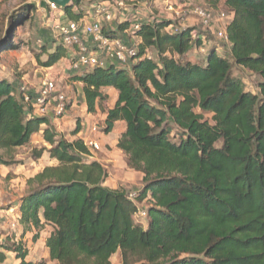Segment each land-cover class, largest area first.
I'll return each instance as SVG.
<instances>
[{"label":"trees","instance_id":"1","mask_svg":"<svg viewBox=\"0 0 264 264\" xmlns=\"http://www.w3.org/2000/svg\"><path fill=\"white\" fill-rule=\"evenodd\" d=\"M211 1L232 15L223 56L209 48L204 62L189 60L206 42L162 19L139 22L132 33L137 43L128 45L119 39L131 27L124 21L102 33L134 48L127 64L108 61L82 75L70 73L87 113L109 100L104 89L116 93L103 133L124 124L116 147L142 176L133 197L104 186L106 171L89 159L84 142L64 140L51 118L24 103L22 87L0 79V151L8 156L41 133L48 148L35 150V158L46 152L57 163L27 182L16 212L22 234L19 241L0 242V264L8 255L11 264H44L28 260L21 239L33 233L36 241L46 227L44 246L56 264H111L117 253L121 264H264V0ZM81 3L59 10L77 21ZM34 12L23 6L10 18V30L27 15L23 22L33 28ZM12 31L0 50L16 48ZM47 50L52 46L43 52L45 68L68 57L61 44ZM232 63L261 79L257 94L233 77ZM79 132L76 127L72 135ZM11 163L0 155V164ZM139 211H145V226L134 221Z\"/></svg>","mask_w":264,"mask_h":264},{"label":"rangeland","instance_id":"2","mask_svg":"<svg viewBox=\"0 0 264 264\" xmlns=\"http://www.w3.org/2000/svg\"><path fill=\"white\" fill-rule=\"evenodd\" d=\"M46 3V0H0V41L12 31L10 30V18L18 10L27 4L36 10L33 28L29 29L28 21L22 22L18 27L15 25V29L12 31L13 35L9 39L11 44L16 45V48L9 51L0 50V79L12 81L17 89L23 87L33 94L39 90L40 84L45 78L56 80L58 91L65 97L66 109L62 116H57L54 102L47 107L45 116L52 119L55 131L69 142L75 139L82 140L84 143L91 140L101 146L100 152L89 149L91 156L89 159L99 161L105 169L104 186L112 190L125 189L129 195H133L142 188V176L128 168L126 157L115 145L124 131V124L118 123L109 135L103 133V117L112 107L115 99L113 90L109 91V100L102 103L100 108L94 113H87L82 95L77 96L79 95L77 83L71 82L69 78L70 73L66 61L61 60L49 68L42 66L47 60V55L43 52L51 46L53 50L57 44H61L53 26L68 21L62 11H52L47 8ZM197 8L205 9L210 15L208 27L203 26L194 14ZM78 11L81 12L83 20L99 19L103 29H114L116 24L124 21L133 24L162 19L171 21L175 30H193V39L200 36L206 42L205 46L191 50L187 58L193 62H204L206 51L209 48H213L219 56H223L230 49V46L217 36L232 17L222 2L213 4L211 0H82ZM104 11L111 14V21H105ZM222 14L226 18H222ZM119 39L132 46L137 43V40L132 41V33L129 29L122 33ZM52 50L47 51L51 52ZM148 56L156 59L155 51L150 49ZM231 73L233 77L242 82L246 91L258 93L257 86L261 79L257 75L233 63ZM203 117L204 120L210 121L209 114H203ZM76 127L80 129V133L73 136L72 132ZM93 128L96 130L93 131ZM216 146H220V144L218 143ZM42 148L47 149L48 146L35 136L33 142L27 147L16 149L8 156L0 151L4 160L12 162L8 166L0 164V242L2 243L6 238L19 241L22 234L16 217L5 215V211L15 207L18 209L21 198L28 189L27 182L29 180L46 167L57 165L56 161L50 160L46 152L40 158H35L34 151ZM142 206L145 205L141 204L140 207ZM17 209L13 211V215H16L14 212H17ZM134 221L145 226L147 218L135 215ZM49 233L50 229L44 228L37 235L36 241L33 240V233H28L23 240L21 239V242L25 243L29 250L28 260L56 264L49 260L48 251L44 246V240ZM13 262V257L8 255L4 264ZM110 262L111 264H121L119 253L115 254Z\"/></svg>","mask_w":264,"mask_h":264},{"label":"built area","instance_id":"3","mask_svg":"<svg viewBox=\"0 0 264 264\" xmlns=\"http://www.w3.org/2000/svg\"><path fill=\"white\" fill-rule=\"evenodd\" d=\"M46 4L52 11L59 10L55 5ZM194 14L203 26L208 27L210 15L205 9L197 8ZM221 17L226 18L223 14ZM104 19L107 22L111 21V14L104 11ZM226 26L227 24L224 25V29ZM138 28L139 23H133L129 30L133 33ZM224 29L217 36L220 40L227 41ZM53 30L59 36L61 45L67 51L68 57L66 60L69 62V70L77 75H82L93 68L104 67L108 61H116L125 65L136 53L134 48L127 47L119 39L110 40L106 38L102 33L99 19L86 21L81 18L77 21H66L65 23L54 25ZM24 90L22 87L24 103L31 107L33 114L45 116L47 107L52 102L55 103L57 116H62L65 112V97L58 91L56 80L49 77L45 78L41 82L33 100ZM95 130L96 128H93V131ZM84 144L88 149L94 151H99L100 149L99 145L91 140ZM130 197H133V195ZM145 215V211L136 213L137 217H145Z\"/></svg>","mask_w":264,"mask_h":264},{"label":"crops","instance_id":"4","mask_svg":"<svg viewBox=\"0 0 264 264\" xmlns=\"http://www.w3.org/2000/svg\"><path fill=\"white\" fill-rule=\"evenodd\" d=\"M136 40V38H134L133 36H132V41H135ZM63 60H65L66 61V64L68 65V70H69V62H68V60H66V59H63ZM69 73H71V74H73L70 70H69ZM78 85V87H79V90H78V93H79V95H77L78 97H80V95H81V91H80V85L79 84H77ZM110 90H112V89H110V88H107V89H104L103 91L104 92H106L108 95H110ZM114 92V91H113ZM114 98H116V93L114 92ZM114 101H115V99H114ZM114 101H113V103H114ZM85 110H86V107H85ZM105 117H106V114L104 115V117H103V124H104V120H105ZM118 123H121V122H117L116 124H115V127H116V125L118 124ZM115 127H114V129H115ZM113 129V130H114ZM113 132V131H112ZM111 132V133H112ZM124 132V131H123ZM80 133V132H79ZM78 133V134H79ZM110 133V134H111ZM109 135V134H108ZM37 137V139L40 141H42V138H41V133H38V134H36V135H34V136H32V138H31V141H30V144L33 142V137ZM77 136V135H76ZM121 136V135H120ZM120 136H119V138H120ZM44 143V142H43ZM117 144V142L115 143V145ZM46 145V144H45ZM23 148H25V147H23ZM99 151H96V152H100L101 151V146H99ZM122 153V152H121ZM123 154V153H122ZM49 157V156H48ZM52 162L53 161H55V160H52V159H50ZM97 161V160H96ZM99 164H100V162L99 161H97ZM101 165V164H100ZM7 184V183H6ZM8 185V184H7ZM8 189H9V187H8ZM7 189V190H8ZM15 209H17L16 207L15 208H9L8 209V211L6 210L5 211V215H11V217H16V215L14 214L13 215V211L15 210ZM14 213H16V212H14ZM3 217V216H2ZM5 217V216H4ZM14 220H16V219H14ZM47 229H50L49 227H46ZM50 234V233H49ZM49 236V235H48ZM31 261V260H30ZM33 262V261H32Z\"/></svg>","mask_w":264,"mask_h":264},{"label":"water","instance_id":"5","mask_svg":"<svg viewBox=\"0 0 264 264\" xmlns=\"http://www.w3.org/2000/svg\"><path fill=\"white\" fill-rule=\"evenodd\" d=\"M48 4H52V5H55L57 6L58 8L60 9H65L66 7L70 6L74 1H80V0H46ZM27 16L25 17H22L18 24H17V27L23 22V20L25 18H27Z\"/></svg>","mask_w":264,"mask_h":264}]
</instances>
